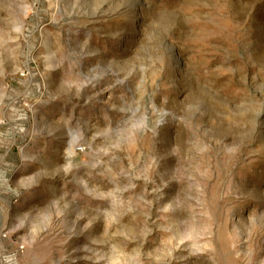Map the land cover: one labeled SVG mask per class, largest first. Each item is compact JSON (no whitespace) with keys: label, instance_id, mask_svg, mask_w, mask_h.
I'll list each match as a JSON object with an SVG mask.
<instances>
[{"label":"rangeland","instance_id":"374dc122","mask_svg":"<svg viewBox=\"0 0 264 264\" xmlns=\"http://www.w3.org/2000/svg\"><path fill=\"white\" fill-rule=\"evenodd\" d=\"M0 264H264V0H0Z\"/></svg>","mask_w":264,"mask_h":264},{"label":"built area","instance_id":"2783aa9c","mask_svg":"<svg viewBox=\"0 0 264 264\" xmlns=\"http://www.w3.org/2000/svg\"><path fill=\"white\" fill-rule=\"evenodd\" d=\"M78 150L82 151L83 150V147L82 146H79L78 147Z\"/></svg>","mask_w":264,"mask_h":264}]
</instances>
